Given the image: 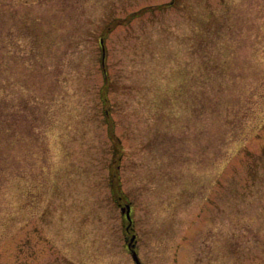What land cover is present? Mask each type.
<instances>
[{"label": "rangeland", "instance_id": "1", "mask_svg": "<svg viewBox=\"0 0 264 264\" xmlns=\"http://www.w3.org/2000/svg\"><path fill=\"white\" fill-rule=\"evenodd\" d=\"M3 1L0 264H264V0Z\"/></svg>", "mask_w": 264, "mask_h": 264}, {"label": "trees", "instance_id": "2", "mask_svg": "<svg viewBox=\"0 0 264 264\" xmlns=\"http://www.w3.org/2000/svg\"><path fill=\"white\" fill-rule=\"evenodd\" d=\"M1 1V3H0V8H1V5H4V4H6L5 3V1H3V0H0ZM32 21V20H31ZM33 24H34V22H32ZM8 24V23H7ZM16 24V21H13V22H11V24L10 25H7L8 26V31H11V28H12V26H14ZM17 25H19V28H21L22 30H24L26 33H24V34H26V35H28V34H32L33 33V35H34V33H36V31H35V26L34 25H32L31 23H30V19H28V18H22L21 19V21H19L18 22V24ZM34 29V30H33ZM30 36V35H29ZM23 37H26V36H23ZM4 48H6V47H9L8 46V44H7V42H6V44H4V46H3ZM6 49H8V51H7V53H8V58L11 56V54H12V50L11 49H9V48H6ZM5 71L7 72V69H5ZM264 82V78H263V80H262V83ZM264 84V83H263ZM104 89H105V85L103 86V93H104ZM262 96H263V98H264V93H262L261 94V96H260V98H262ZM11 95L9 94V93H6L5 94V96H4V98H3V103L5 102L6 103V108H9L10 107V103H9V99H11ZM33 101H36L35 99L33 100ZM27 104H28V102H26ZM0 109H1V104H0ZM11 116V111H9V117ZM9 117H6V122H7V124H5V128H4V130L6 131V133H8L9 134V138H11V136H12V134H11V123H10V121L8 120V118ZM8 121H9V123H8ZM1 124H4L3 122H1L0 123V126H1ZM1 132H2V130L0 129V138H1ZM8 142H11L10 140H7ZM10 176V175H9ZM0 183H1V180H0ZM111 186L113 187V188H115V190L117 189L116 188V186H120V184H119V180H118V177L117 178H115V179H113L112 180V183H111Z\"/></svg>", "mask_w": 264, "mask_h": 264}, {"label": "water", "instance_id": "3", "mask_svg": "<svg viewBox=\"0 0 264 264\" xmlns=\"http://www.w3.org/2000/svg\"><path fill=\"white\" fill-rule=\"evenodd\" d=\"M101 46H102V64L104 61V47H103V39L100 40ZM121 212L125 217V220L127 222L126 226H125V231L128 232L130 228H132V217L130 214V205L129 204H125L122 208H121ZM135 239H136V235L133 234L130 239L128 240L127 243V249L129 250L130 254H131V258L133 260V262L135 264H142L138 258L137 252L135 250Z\"/></svg>", "mask_w": 264, "mask_h": 264}, {"label": "flooded vegetation", "instance_id": "4", "mask_svg": "<svg viewBox=\"0 0 264 264\" xmlns=\"http://www.w3.org/2000/svg\"><path fill=\"white\" fill-rule=\"evenodd\" d=\"M128 234L131 235V231Z\"/></svg>", "mask_w": 264, "mask_h": 264}]
</instances>
